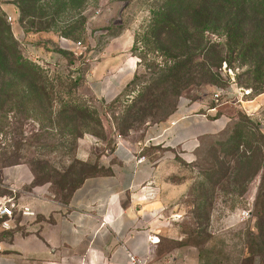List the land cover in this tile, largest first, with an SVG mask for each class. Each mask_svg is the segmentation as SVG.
Wrapping results in <instances>:
<instances>
[{"label":"rangeland","instance_id":"rangeland-1","mask_svg":"<svg viewBox=\"0 0 264 264\" xmlns=\"http://www.w3.org/2000/svg\"><path fill=\"white\" fill-rule=\"evenodd\" d=\"M76 2H0V14L21 55L46 78L41 86L48 96L45 100L41 91L29 90L26 83H13L9 91L0 84V170L27 167L37 185H47L56 199L65 201L85 177L105 173L103 156L119 140L134 148H152L145 143L144 132L167 120L182 101L225 103L224 130L203 136L194 150L192 167L178 169L174 175L176 180L191 179L193 185L192 194L181 202L183 213L177 222L189 234L188 241L202 250L206 264H249L264 258V92L253 90L254 72L261 68L264 74V46L248 54L232 52L227 35L207 32L204 41L214 46L207 55L220 56L211 67L216 85H191L177 95L176 80L154 78L174 62L145 46L158 0ZM241 15L246 19L237 27L239 35L264 32V18L259 14ZM126 32L134 38L129 51L137 58L138 80L114 98L100 99L91 91L89 74L106 42ZM61 36L80 41L81 48L76 53L63 50ZM141 93L145 119L121 129L117 122L126 117L124 106ZM248 93L252 97L241 102V95ZM24 95L28 99L19 100ZM248 99L254 101L248 104ZM73 109L92 121L81 125ZM84 139L97 146H84ZM248 210L249 217L243 219L242 213Z\"/></svg>","mask_w":264,"mask_h":264},{"label":"crops","instance_id":"crops-1","mask_svg":"<svg viewBox=\"0 0 264 264\" xmlns=\"http://www.w3.org/2000/svg\"><path fill=\"white\" fill-rule=\"evenodd\" d=\"M133 40L122 33L98 53L88 77L96 97L114 98L133 78ZM224 105L182 101L167 120L147 129L145 143L152 148L119 140L103 156L105 173L85 178L65 201L47 185H33L27 167L0 170V189L8 196L16 189L18 202L36 212L17 213L8 229L0 223V264H130L128 254L138 264H202L198 249L182 242L176 223L191 180L174 175L193 159L203 136L224 130ZM83 145L97 146L89 139ZM155 237L158 241L151 240Z\"/></svg>","mask_w":264,"mask_h":264},{"label":"trees","instance_id":"trees-1","mask_svg":"<svg viewBox=\"0 0 264 264\" xmlns=\"http://www.w3.org/2000/svg\"><path fill=\"white\" fill-rule=\"evenodd\" d=\"M28 1L30 0H20V3L25 5ZM69 1L77 4L76 0ZM158 3V10L151 12L150 30L144 39L145 46L148 51L152 53L157 52L166 59L174 62L172 68H161L154 78L159 82L176 80L179 83L177 84V90L174 87L177 95L178 91L180 93V91L186 90L191 85L197 87L202 85H216V76L212 72L211 67L215 65V61L220 56L218 53H214L212 56L207 55L211 51V48L214 47L212 44L204 41V35L207 32L219 33L222 31L220 34L227 35L232 52L235 51L234 49L240 51L245 50L244 52L248 54L250 51L256 50L258 46H264V32L250 30L242 36L236 32L238 25L245 23L246 16H239L241 12L244 15L250 12V17L252 18L253 13L257 17L259 14L260 18H264V0H158ZM260 69L258 68L254 72L253 90L258 91V93H263L264 74L260 73ZM41 72L34 63L25 60L21 55L18 43L11 34L3 15L0 14V84L4 86L3 89L9 91L13 83H26L30 85L29 90L34 92L41 91L42 97L47 100L48 96L44 92L46 88L41 86L45 84L46 78L42 76ZM137 80L138 75L135 73L126 87L135 83ZM249 93L243 95L244 99L252 97L249 96ZM8 98L9 96L7 94L6 99ZM24 99H28V96L24 95L19 97L21 101ZM144 101V93H141L138 98H134L130 106H124L123 110L126 112V117L117 122L121 129L131 128L135 123H140L145 119L146 107L140 106ZM176 109L169 115L171 116ZM75 110L73 109L74 112H76ZM76 113H78V119L82 121L81 125H85L86 121H92L89 116L81 115L79 114L80 112ZM146 131L144 134H146ZM191 164L192 162L190 161L187 166L191 168ZM98 175L101 174H93L87 177ZM33 185H37L35 178ZM192 190L193 185L191 180L188 194L183 199H188L192 194ZM8 195V191L1 188L0 202ZM176 223L179 232L183 235L182 242L186 245L197 247L201 263L206 264L205 260H203L202 250L196 244L188 241L189 234L184 230H180L182 229L181 224ZM256 259L263 260L264 258L252 259L249 264H253Z\"/></svg>","mask_w":264,"mask_h":264},{"label":"built area","instance_id":"built-area-1","mask_svg":"<svg viewBox=\"0 0 264 264\" xmlns=\"http://www.w3.org/2000/svg\"><path fill=\"white\" fill-rule=\"evenodd\" d=\"M2 1H8V0H0ZM60 46L63 50L71 51L76 53V50L81 48V42H74L69 40L68 38L61 36L59 38ZM247 92V91H246ZM220 95L219 93L215 94V98H218ZM17 190L13 188L12 195L6 196L3 198V200L0 202V223L1 227L4 229L9 228V220L13 218L17 213L24 217H35L36 212L27 205H21L17 198H16ZM250 211H244L242 213V218L246 219L249 217ZM152 241H158V238H152ZM2 251V247L0 245V252ZM129 257V263L130 264H138L139 261L131 254H128Z\"/></svg>","mask_w":264,"mask_h":264}]
</instances>
